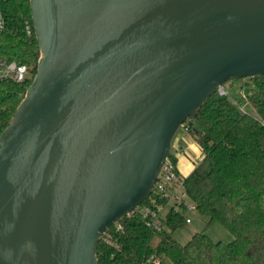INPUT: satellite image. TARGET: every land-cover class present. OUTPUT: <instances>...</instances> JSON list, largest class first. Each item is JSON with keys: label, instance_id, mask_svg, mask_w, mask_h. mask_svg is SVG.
<instances>
[{"label": "water", "instance_id": "1", "mask_svg": "<svg viewBox=\"0 0 264 264\" xmlns=\"http://www.w3.org/2000/svg\"><path fill=\"white\" fill-rule=\"evenodd\" d=\"M40 57L0 135V264H97L180 126L264 75V0H29Z\"/></svg>", "mask_w": 264, "mask_h": 264}, {"label": "trees", "instance_id": "2", "mask_svg": "<svg viewBox=\"0 0 264 264\" xmlns=\"http://www.w3.org/2000/svg\"><path fill=\"white\" fill-rule=\"evenodd\" d=\"M0 7L6 18L0 31V57L28 68L23 82L0 85L1 135L36 74L40 50L30 1H0ZM26 22L31 35L25 31ZM246 78L253 79V89L244 100L255 115L216 90L182 124L203 152L184 177L185 190L197 212L207 218L205 227L219 223L234 239L223 243L197 232L181 244L173 231L186 225L183 211L170 209L157 227L133 211L118 221L120 229L113 225L100 238L97 264H264V75ZM169 159L176 165L171 151Z\"/></svg>", "mask_w": 264, "mask_h": 264}, {"label": "built area", "instance_id": "3", "mask_svg": "<svg viewBox=\"0 0 264 264\" xmlns=\"http://www.w3.org/2000/svg\"><path fill=\"white\" fill-rule=\"evenodd\" d=\"M5 26L6 18L0 7V31L4 30ZM25 31L28 35L32 34V28L28 22L25 24ZM27 74L28 68L25 64H18L5 57H0V85L7 81L21 83L25 80ZM218 92L220 94H226L223 87H219ZM156 197L164 200V203H158ZM147 199H149L148 203L140 204L128 215L133 211H137L144 218L151 219V221H148L149 225L156 227L159 226L161 218H163L170 209H173L176 212L183 211L186 224L191 222L190 218L186 215L187 212L197 211L195 204L190 200L185 190L184 177L179 174L175 164L169 159V156L163 163L153 189ZM114 225L117 229L121 228L118 222ZM103 239L104 241H109L108 236H104ZM145 264L150 263L147 262ZM155 264L160 263L155 262Z\"/></svg>", "mask_w": 264, "mask_h": 264}, {"label": "rangeland", "instance_id": "4", "mask_svg": "<svg viewBox=\"0 0 264 264\" xmlns=\"http://www.w3.org/2000/svg\"><path fill=\"white\" fill-rule=\"evenodd\" d=\"M252 83L253 79L242 78L228 80L222 87L226 91L228 99L239 105L245 112L255 115L253 108L244 100L245 95L253 89ZM171 153L176 157L175 166L182 177L186 176L182 171V167L187 161L196 164L203 158L201 148L183 125L180 126L172 139ZM186 215L191 222L173 231V237L181 244L186 243L197 232H204L213 241H221L223 243H229L234 239L233 234L219 223L206 228L207 218L200 215L197 211H188ZM166 264H169V261H166Z\"/></svg>", "mask_w": 264, "mask_h": 264}, {"label": "crops", "instance_id": "5", "mask_svg": "<svg viewBox=\"0 0 264 264\" xmlns=\"http://www.w3.org/2000/svg\"><path fill=\"white\" fill-rule=\"evenodd\" d=\"M198 164V163H196ZM196 164L192 163L191 161H187V163L182 167V171L186 174V176L194 169Z\"/></svg>", "mask_w": 264, "mask_h": 264}]
</instances>
